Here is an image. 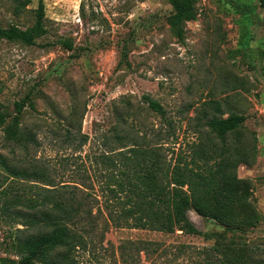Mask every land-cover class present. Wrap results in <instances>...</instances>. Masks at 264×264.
Segmentation results:
<instances>
[{
  "label": "rangeland",
  "instance_id": "rangeland-1",
  "mask_svg": "<svg viewBox=\"0 0 264 264\" xmlns=\"http://www.w3.org/2000/svg\"><path fill=\"white\" fill-rule=\"evenodd\" d=\"M7 1L0 0L4 25L12 18ZM43 1L48 33L36 44L0 39V108L13 113L15 101L32 93L35 108L26 107L23 127L36 141L12 152L0 127V153L25 167L49 166L57 183L80 184L98 200L102 174L95 154L119 145L114 128L128 136L124 141L128 144L164 143L173 160L178 155L190 159L201 142L216 147L219 154H235L243 160L238 175L250 181L251 201L258 212L254 225L226 231L194 210L189 215L204 232L224 233L247 243L257 264H264L260 1L195 0L196 18L186 23L183 41L168 22L172 10L168 0ZM38 2L32 0L29 7L36 8ZM33 19L28 13L21 25H30ZM59 39L71 40L73 49ZM145 96L166 108L172 125L149 107ZM233 114L245 115L246 120L228 134L223 148L208 121ZM161 129L171 133L166 135L169 139H158ZM94 203L95 213L102 202ZM9 230L0 221V264L20 259ZM97 239L101 244L94 253L81 254L83 264H211L204 248L216 242L181 230L165 233L113 226L99 227Z\"/></svg>",
  "mask_w": 264,
  "mask_h": 264
},
{
  "label": "trees",
  "instance_id": "trees-1",
  "mask_svg": "<svg viewBox=\"0 0 264 264\" xmlns=\"http://www.w3.org/2000/svg\"><path fill=\"white\" fill-rule=\"evenodd\" d=\"M168 1L172 6L168 22L183 41L186 23L196 18L195 0ZM259 1L264 9V0ZM7 2L12 18L5 25L0 23V39L34 45L48 33L43 0L36 8L29 7L32 0ZM28 13H33V22L22 26ZM59 43L69 50L74 47L69 39H59ZM145 99L168 126L172 125L158 100L150 96ZM14 105L13 113L0 108V127L12 152L17 147L27 149L30 142L36 141L23 127L26 107L35 108L32 93ZM245 120V115L233 114L213 118L208 125L225 148L228 134ZM113 131L119 145L95 154L102 174L101 200L86 194L80 184L57 183V174L49 166L25 167L0 153V221L8 225V235L20 256L19 260L4 259V264H83L81 254L94 253L101 244L97 239L99 227L107 230L112 226L165 233L181 230L205 239L215 238L211 247L204 248L211 264H257L247 243L228 239L224 233L204 232L189 215L194 210L217 221L226 231L254 225L258 212L251 201L250 181L237 173L243 160L235 154H219L216 147L204 142L194 146L190 159L178 155L173 160L168 158L164 143L141 146L139 140H134L128 144L124 142L126 134L118 128ZM166 135L170 137L171 133L162 129L157 132L158 139H169ZM93 199L102 202L95 213Z\"/></svg>",
  "mask_w": 264,
  "mask_h": 264
}]
</instances>
